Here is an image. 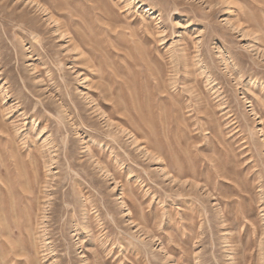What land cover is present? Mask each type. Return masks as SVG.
Masks as SVG:
<instances>
[{"label":"rangeland","instance_id":"rangeland-1","mask_svg":"<svg viewBox=\"0 0 264 264\" xmlns=\"http://www.w3.org/2000/svg\"><path fill=\"white\" fill-rule=\"evenodd\" d=\"M0 264H264V0H0Z\"/></svg>","mask_w":264,"mask_h":264},{"label":"bare ground","instance_id":"bare-ground-1","mask_svg":"<svg viewBox=\"0 0 264 264\" xmlns=\"http://www.w3.org/2000/svg\"><path fill=\"white\" fill-rule=\"evenodd\" d=\"M149 152V151H148Z\"/></svg>","mask_w":264,"mask_h":264}]
</instances>
